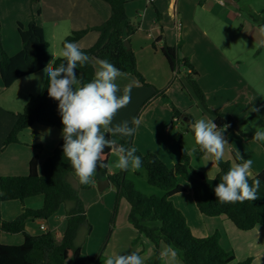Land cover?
<instances>
[{
  "label": "trees",
  "instance_id": "trees-1",
  "mask_svg": "<svg viewBox=\"0 0 264 264\" xmlns=\"http://www.w3.org/2000/svg\"><path fill=\"white\" fill-rule=\"evenodd\" d=\"M33 1L39 2L40 0ZM102 1L110 6V17L100 26L73 31L62 41V47L66 41L79 45L80 41L90 32L98 34L94 45L86 49L81 48L89 55L91 62L83 67L78 66L75 70L76 75L82 82H90L95 72L94 61L103 59L114 64L122 74H130L142 86H148L145 77L138 69L135 52L131 45L130 47L125 45V41L130 42V37L138 31L139 23L134 24L127 17L126 0ZM40 14L41 11L38 10V15ZM18 33L22 49L14 56L4 50L0 33V77L7 89L18 80L42 71L50 61L49 43L42 26L38 25L35 20H32L27 27L18 22ZM161 40H163L162 37L154 42V48H156V42ZM181 49V42L176 46L164 43L161 51L173 73H179L180 68L184 67L186 70L185 80L202 107L208 109L206 95L198 83L199 73L190 60L182 56ZM62 62V59H57L55 66ZM47 86L48 81L45 78L41 93L31 96L21 112L13 113L16 122L6 138L4 146L20 143L19 134L34 124L54 127L62 131L63 125L58 110L59 102L48 96ZM184 89H186L185 86ZM157 92L159 96L166 97L164 90ZM154 98L146 101L143 107L146 108ZM173 113L174 118L182 120L181 118L188 117V120L193 122V118L189 114H183L177 108L173 109ZM213 115V122L218 127L222 128L224 125H228L227 129H229L235 126L231 116L223 113H213ZM131 127L136 128V124H132ZM110 138L117 139L118 143H122L126 147L136 148L134 135L125 138ZM63 143L62 139L53 154L44 161L42 174L39 171L38 157H34L30 160L27 176L0 178V206L11 201L24 203L25 199L36 196L44 198L42 209H23L22 213L12 221H4L0 215V236L2 233H7L22 234L24 237V242L21 245H5L0 240V264H84L85 261L97 264V260L102 256L105 244L101 248L102 251L100 250L95 257H85L81 246L76 245L81 228L88 222L84 203L79 197V190H89L92 188V184H79V188H75L71 184L69 179L75 172L70 162L63 156ZM136 150V155L140 156L143 161L141 169L146 173L148 184L164 191V196H149L137 192L134 183L127 179L128 171L120 170L111 174L108 167H98L97 178L107 180L116 191L109 237L112 235L116 223L120 201L124 199L130 206L128 216L130 224L139 236L147 239L155 248L153 258L146 264H160V244L162 243L167 246L171 245L179 251L183 264H229L235 260L233 251H225L221 247L219 233L205 238H197L192 234L183 213L175 207L171 200L174 196L186 192L182 181L190 186L195 206L202 215L206 217L225 216L241 231H250L256 226L264 227V170L254 176L261 181L257 200L222 204L217 200L214 188L220 182V178L230 169V162L222 160L216 164L219 172L215 178H210L206 172L191 166L189 155L181 147L182 162L172 167L167 166L154 153L143 154L137 148ZM111 154L112 151L106 148L104 163L109 165ZM200 154L205 155L202 152ZM232 155L235 162L240 163L236 159L235 151L232 152ZM249 183H252V178H249ZM68 203H72V206L67 210V226L61 238H57L52 232L31 235L26 231L27 222L36 219L47 220L62 205ZM252 261L253 258H249L239 264H251Z\"/></svg>",
  "mask_w": 264,
  "mask_h": 264
},
{
  "label": "crops",
  "instance_id": "crops-1",
  "mask_svg": "<svg viewBox=\"0 0 264 264\" xmlns=\"http://www.w3.org/2000/svg\"><path fill=\"white\" fill-rule=\"evenodd\" d=\"M85 1L87 2L86 6L88 7V9L96 14L98 23L100 22L101 24H103L110 17L111 8L109 5L107 7L106 5H103V3H100L99 0H85ZM127 1L128 2L126 4V13L129 19L131 21L132 19L133 20L135 19V22L138 21L139 23L138 31L130 37V45L136 54L138 69L145 77L147 83L149 84L148 86H142L136 80V78L130 74H122L117 79L116 83L119 85L121 89L118 95L123 94L124 87L131 86V102L127 105V107L132 108L131 106H133L134 108H138L140 105H142L143 102H145V100L150 99L155 91L158 90L163 91L161 89L164 88L166 90L165 96L170 99L173 106L175 105L180 112L189 114L190 110H188V106H186L184 97L181 93L179 99L182 104H179L178 100H175L174 98H171L169 96L172 88L176 84L174 79L172 81L171 79L175 78L182 80L183 79L182 77L186 76V70L184 69V67H182L183 69L180 70L179 73H173L171 71L169 63L161 51V48L163 47L164 43H166L169 46H176L178 45V43L180 42L182 43V49H181L182 56L188 58L190 62L194 65L196 70L198 71L199 73L198 83L201 86L202 90L204 91L207 98V103L209 104L210 107L212 105L210 95H216L217 90L221 89L219 88V86H215L218 85L219 82V80H215V79L218 77H224V71L228 76L232 77L233 74L234 75L233 77H235L236 82H240V83L243 82L245 84L247 83L246 80L243 78V76L246 75L245 74L246 72L245 73L240 72L243 75L242 76L241 74L237 73L235 70L232 69L234 67L232 62L233 59L229 58V56L226 54V51L223 50L221 44L217 40L218 39L217 37H220V39L223 40V42L228 45L230 50L233 49V46L236 47L235 42H237L241 36H245V34L250 35L251 39L256 44V46L264 42L263 40L264 38H262V35L260 33L262 29H228V30L217 29L219 23H224L230 26L233 20L239 17V14L229 7L231 6L232 8L234 7L239 8L238 1L234 0L237 6H233L229 3H225V2L221 3V0H145L144 4L140 3V0H134L137 2L136 9L139 10L135 14L137 15V18L136 16L135 17L131 16L129 10L128 3L132 2L133 0H127ZM98 25L99 24H97L96 26ZM245 31L247 33H245ZM214 33L217 34V37L214 36ZM262 33L264 34V31H262ZM88 36L92 38L93 45L98 38V34L96 32L94 33L90 32L80 41L79 43L80 48L86 49V46H84L83 44L85 40L88 38ZM160 37H162L163 40H161L160 42H156V48H154L153 46L154 42ZM21 49H22V43L20 45L18 41V47L16 50L17 52L12 54L8 53V54L14 56L18 52H20ZM217 52H220L219 57L217 55ZM53 59L54 57L52 56V60ZM96 61H94V65ZM220 68L225 70L223 71ZM208 71L215 73L214 77L212 75L213 77L212 79H210L211 77L205 79L204 77L205 73L210 74ZM43 74L44 72L42 70L34 75L18 80L19 82L23 80L25 84L29 86L27 87L28 88L27 96L29 97V99L31 96H33L30 93H35V89H29V88L36 85V83H39V80L41 83V81H43L42 80ZM208 79H210L209 82L213 83L212 85H214L211 88H208L206 86L208 85ZM235 79L232 78L230 84L234 83ZM167 83L169 84L167 85ZM12 87H10L9 89L5 88L2 79L0 77V96L1 95L5 96ZM246 91L249 93V90L246 89ZM9 103L10 105H12V102ZM232 103H233L232 100L229 101L228 103L231 106L230 107L231 109L227 113L229 114L231 113L230 115L234 114V112H232L234 110L233 109L234 106L232 105ZM258 103L260 104L261 102ZM26 104L27 103L24 100L22 104L23 109ZM159 104L160 103H158V100H154L153 103H151L149 106L145 108L144 112L142 113L139 119L140 121L139 126L142 123L146 125L147 131L146 134L144 135V139L147 143H152L151 147L154 150V151L152 149L148 150L147 153L144 154L156 153V155L167 166L172 167L175 164L181 162L180 161L181 154L178 155L177 153L173 152L172 156L169 155L171 152L170 149H172L170 144L171 139L174 140L172 127L170 126L172 125V121H174L171 120L173 114L171 111L172 105L168 103L169 104L168 108H165L160 106ZM213 107L215 108L214 110L216 111L219 110L216 106ZM134 108H132V110ZM12 111L13 110L6 111L0 108V178L11 177V176H26L29 172L30 160L34 157H37V155L34 153L33 150L22 147L24 143L21 142L20 138H19L20 143L4 146L6 138L13 129L14 124L16 122L15 116L13 115V113L11 114ZM222 111L224 110L222 109L219 110V112ZM190 122L192 121L187 120L189 126H190ZM117 123L118 122H115L113 124H117ZM39 127L52 128L50 129L52 131L47 129L49 131H46L44 134V136H47L46 135L47 132H49V134H52V146L48 154H46V156H44L43 158L45 161L48 157H50L53 154L56 147L62 141L63 139L61 135L62 131L58 128L48 127L40 124H34L30 128L22 131L19 134V137L24 132L28 130L34 131L37 130ZM143 128L144 127H142V131ZM41 130L43 134L44 130L46 129H41ZM139 130L140 127L136 128V135L134 138L135 145H137L136 142H137ZM185 137L188 138L187 136ZM225 138L229 143L230 150L234 149L233 151H235L236 153L240 152L245 159L253 160V167L251 170L253 177L264 170V142H260V141L256 142L252 139L248 140L247 138L245 139L243 136L235 134L232 130L228 135L227 134L225 135ZM188 140L190 141L189 138ZM13 147L20 149H13ZM188 147H189L188 149L190 150L192 148V145L191 146L189 145ZM9 148L11 151L17 150V156L14 160L13 158L6 157L5 155V152L9 150ZM23 150H28V151H23ZM22 151H23V155L20 153ZM164 156L166 158H164ZM116 159H117L116 156L112 153L109 159V167H108L109 173L111 174H115L120 171V169L114 167L113 162ZM38 160H39V171L40 174H42L43 173L42 166L44 162L41 163L40 158H38ZM201 165L203 168L200 169V171L206 172V168L204 166V162L202 161V158H201ZM218 172H219V168L214 167L213 172H211V175L210 176L208 174L207 175L208 177L213 178L218 174ZM94 180L95 183L92 184L91 190H94L93 188H95V186H97V183L100 181V179L97 178V173L94 176ZM84 192L87 193L83 194L84 196L83 199H85V201L89 203V207L93 206V208H97L100 211L99 213L101 215L102 220L99 223L101 224V227L104 226L105 228L104 231L102 232V234H104L108 229H110V220L112 217L111 214L116 200V191L114 187L111 186L109 183V186L106 187L104 191H84ZM90 194L91 196H93V198L90 197ZM32 198L25 199L24 203H22L21 208L34 210L35 205L38 206L43 205L44 198L43 199L41 198L32 199ZM91 198L92 200L90 202L89 199ZM11 202H15V201H11ZM124 202L128 204V202L123 199L120 201L119 207H123ZM6 206H7L6 208H8L7 215L10 216H6V217L3 216V217L4 219L12 220L19 213L20 208L17 207V205L11 208L8 207L10 205H6ZM71 206L72 203H68L67 209H65V207L63 209V205H62L60 209L47 220L36 219L27 222L25 227L26 231L31 235H40L46 232H52L57 238H61L67 226V210ZM12 208H14V211H11ZM129 210L126 209L127 216L129 215ZM219 217H222L218 219L221 220V225L222 226L224 225L226 229L230 231V235L232 236V239H234L235 243H237L236 246V244L232 243L231 241L233 250L235 249L234 252H236L235 247H239L241 249L240 257L236 253L235 260L229 264H239L251 257L253 258L251 264H264V259L262 261H259L260 260L259 258H264V227L256 226L254 229L250 231H241L237 229L236 226L225 216H219ZM120 219H123V215L120 214V210H119L116 224L113 228V232L109 240V243L106 247L105 252H103L102 256L97 260V264H104V260L107 258V256L113 253L128 254L134 251L138 252L143 257L144 262L146 264L147 261L152 259L155 254L154 246L147 239H145L142 236H139L138 232L130 224L128 218L123 223L120 222L121 221ZM225 219L230 221L233 225L228 223V221H226ZM215 224L217 225V223ZM90 227L94 232H96L95 222H93V224L91 223ZM3 234H7V233H2L0 236L1 242L5 245H21L24 242V237L21 234H15L16 236L7 234L12 237H3L4 236ZM99 235H101V233ZM78 237L79 236H77V238ZM87 240H93V237L89 236L86 239V241L82 243L81 248L83 255L85 257L97 256L99 254L98 250L102 242H99L98 245L95 246L94 248H90L87 247L88 244ZM166 246L167 245L163 243L160 244V253L165 249ZM259 248H261L262 250L260 252H256ZM177 253L178 255L176 259L172 262V264H183L180 252L177 251ZM84 264H93V263L90 261H85ZM160 264H164V261H162L161 258H160Z\"/></svg>",
  "mask_w": 264,
  "mask_h": 264
},
{
  "label": "rangeland",
  "instance_id": "rangeland-1",
  "mask_svg": "<svg viewBox=\"0 0 264 264\" xmlns=\"http://www.w3.org/2000/svg\"><path fill=\"white\" fill-rule=\"evenodd\" d=\"M99 1L100 3H103V5H106L108 7V4L106 2H102V0ZM236 1H238L239 8H235V7L232 8L231 6L229 7L234 11H236L239 14V17L233 20L230 26L224 23H219L217 29H227V30L228 29H264V0H236ZM140 3L144 4L145 0H140ZM86 4L87 2L85 0H40L39 2L33 0H0V29H1L0 33L2 35V45L4 50L9 54L17 52L16 50L18 47V41L21 45V41L18 33V22H21L25 27H27V25L32 20H35L36 23L42 26L45 31L46 40L49 43L50 60H52V56H53L52 53L53 54L59 53V51L62 49L63 39L66 38L68 35H70L71 32L80 29L94 28L96 27L97 24H99L98 26H100L101 23L100 22L98 23L96 14L93 11H90L86 6ZM128 5L131 16L133 17L136 16L137 18V15H135L136 12L139 11L138 9H136L137 2L133 0L132 2H129ZM38 10L41 11L40 15H38ZM131 22L134 23L135 19L134 20L132 19ZM134 24H138V21H136ZM245 33L247 32L245 31ZM260 33L262 35V38H264L263 37L264 34L262 33V31H260ZM214 36L217 37V34L214 33ZM217 38H218L217 39L218 42L221 44L223 50L226 51V54L229 56V58L233 59L232 62L234 67L232 69L239 74L246 72L245 73L246 75L244 76L242 74L241 75L243 76V78L246 80L247 83L245 84L243 82L241 83L236 82V79L235 77H233L234 76L233 74L232 77L228 76L224 71L225 69L220 68L221 70L224 71V77H218L215 79V80H219L218 85L215 86H219V88L221 89L217 90L216 95H210L211 104H212L211 107L208 104V109L210 111L202 107L199 99L195 96L192 88L189 86L183 75H182L183 76L182 80L175 78L171 79V81L174 79L176 84L172 88L169 96L171 98H174L175 100H178L179 104H182L179 98L181 96L180 93L183 95L185 104L186 106H188V110H190L189 115L193 118V121L201 118L213 120L214 119L213 113H223L231 116L235 122V126L227 129L225 134H223L224 137L226 134L228 135L232 130L235 134L241 135L245 139L247 138L248 140H251L254 136L257 127L264 128V42L256 46V44L251 39L250 35L245 34V36H241L239 40L235 42L236 47L233 46V49L230 50L228 45L224 43L223 40L220 39V37ZM83 45L86 46V48L92 46L93 45L92 38L88 36V38L85 40ZM217 55L219 57L220 52H217ZM182 69L183 68L181 67L180 70ZM208 72L210 74L205 73L204 75L205 79L208 77H211L210 79H212L215 73H212L211 71ZM232 78L235 79V82L230 84ZM210 79H208V85H206L208 88L214 86L212 85L213 83L209 82ZM42 80L43 81H41V83L39 80V83H36V85L29 88V89H35V93H30L31 95L37 96L41 93L42 86L45 83L44 74ZM18 82L19 81H17L14 84V86L7 92L5 96L2 95L0 96V108L6 111L13 110L11 114L15 113V111L21 112L23 110L22 107L23 101L25 100L26 103H28L29 101V97L27 96L28 95L27 87L29 86L26 85L23 80L19 83ZM168 84L169 83H167V85ZM184 86L186 89H184ZM246 89L249 90V93L246 91ZM161 90H165V89L162 88ZM152 95L153 96L151 98L153 97L155 98L152 99L151 102H149L148 106L151 103H153L154 100H158V103H160L159 105L162 107L168 108L169 104L172 105V110H171L172 113H173V109L177 108L175 105L173 106L169 98L167 97L163 98L162 96H159L157 91H155ZM148 100L149 99L145 100V102ZM231 100L233 101L232 105L234 106L233 107L234 110L232 111L234 112V114L232 113L233 115H230L231 113L230 114L227 113L231 109L230 108L231 106L228 104L229 101ZM9 102H12V105H10ZM145 102H143L142 105L140 106L138 105L139 106L138 108H134L133 106H131L132 108H134L133 110L132 108H129L127 106L122 108L116 115L113 123L115 122L120 123L124 120H127L129 121V126L131 127V125L133 124L132 123L133 118H136L139 121L140 116L145 110V108L143 107ZM258 102L261 103L259 104ZM213 106H216L219 110L222 109L225 112L224 111L219 112V110L216 111L214 110L215 108ZM253 109H259V111H253ZM182 113L184 114V112ZM181 119L182 120L174 118V113L172 114L171 120L174 121H172V125L170 126L172 127L174 140L171 139L170 144L172 149H170L171 152L169 155L172 156L173 152L177 153L178 155L181 154V150H180L181 147L189 155L190 164L193 168L198 170L203 168L201 165V158H202V161L204 162V166L206 168V172H207L206 174L210 176L211 172H213V168L214 167L216 168L218 166L216 165V163L211 161L212 159L211 157L206 158L205 155H201L198 149L196 152L189 154L190 150L188 149L189 148L188 146L189 145L190 146L192 145V147L194 146L193 133L188 132V130H190V126L187 123L188 117H184ZM138 127H140V130L137 137V142H136L137 145H135V143L134 145L141 153L143 152L144 154L147 153L148 150L151 149L153 150V148L151 147L152 143H147L144 139V135L146 134L147 131L146 125H144L143 123L140 126L139 124L138 125L136 124V128ZM142 127H144L143 131H142ZM41 129H46L44 130L43 134ZM47 129L50 130L52 128L39 127L37 130L34 131L28 130L24 132L20 137H18L20 138L21 142L24 143L22 147L33 150L34 153L37 155V157L40 158L41 163L44 162L43 158L44 156H46V154H48L52 146V134H49V132H47L46 134L47 136H44L45 132L49 131ZM240 132L243 134H241ZM135 135H136V131L134 134V138ZM185 136H187L190 139L191 143L188 140V138H186ZM13 149H20V148L13 147ZM231 150L228 144L226 146L225 156L223 160L227 162H231V166H232L236 162L232 155L234 149L232 151ZM23 151H28V150H23ZM23 151L20 152L22 155H23ZM5 155L6 157L13 158L14 160L17 156V150L11 151L9 148V150L5 152ZM164 158L166 157L164 156ZM180 161L182 162V156H180ZM213 178H215V176ZM127 179L134 183L135 190L141 194L149 195V196L155 195L159 197L165 195V192L162 191L161 189L150 186L148 184L146 173L142 169L136 172L129 170L127 173ZM69 180L75 188H79L80 183L78 178L75 176V174L71 176ZM183 184L185 185L187 192L180 195H176L171 200L175 205V207L178 208L183 213L187 221V224L192 231V234L197 238H205L215 233H219L221 247L225 251L234 252L235 249L233 250L231 241L232 243H235V241L234 239H232V236L230 235V231H228L224 225L223 226L221 225V220H218L219 218L222 217H206L200 214L195 207L194 198L190 186L186 183ZM93 189L94 190L91 189L79 190L80 191L79 197L82 201L84 200L83 203L86 209L88 222L85 226L82 227L81 231L79 232L78 234L79 237L76 240V245L81 246L82 243L86 241V239L89 236H92L93 240H87L88 243L87 247L94 248L95 246L98 245L99 242H102L100 247L98 246L99 247L98 252H100L101 248L104 247V244L105 247L103 252H105L106 247L111 238V236L109 237V229L104 234H102L105 228L104 226L101 227V224L99 223L102 220L101 215L99 213L100 212L99 209L93 208V206L89 207V203H87V201L83 199L84 198L83 194L87 193L84 191H99L98 184ZM90 197L93 198L91 194ZM38 198L43 199V196H36L33 197L32 199H38ZM92 198L89 199L90 202ZM6 205H10L8 206L10 208L17 205V207L20 208L19 213L12 220L17 218L22 213L21 210H23V208H21L22 207L21 201L4 203L0 206V215L4 221H12V220L4 219V217L10 216L7 215L8 208H6L7 207ZM64 205H63V209L64 207L65 209H67L68 204H64ZM42 207L43 205L42 206L35 205L34 210H40L42 209ZM126 209L127 210L130 209L126 202H124L123 207H119L118 209V213L120 210V214L123 215V219H120L121 223L127 220L129 216L126 215ZM113 210H112V214H113ZM11 211H14V208H12ZM93 222L96 223V230H95L96 232H94L91 228L89 229L90 224L91 223L93 224ZM215 223H217V225ZM228 223L233 225L230 221H228ZM100 233L101 235H99ZM197 234L199 235V237ZM3 235H4L3 237H12L7 234H3ZM235 244L237 246V243ZM235 248H236V252H234L235 256L237 253L238 256L240 257L241 249L239 247H235ZM261 250L262 249L259 248L256 252H260ZM259 259H260L259 261H262L264 258H259Z\"/></svg>",
  "mask_w": 264,
  "mask_h": 264
},
{
  "label": "clouds",
  "instance_id": "clouds-1",
  "mask_svg": "<svg viewBox=\"0 0 264 264\" xmlns=\"http://www.w3.org/2000/svg\"><path fill=\"white\" fill-rule=\"evenodd\" d=\"M52 55L54 59L48 61L43 69L48 81L47 93L50 98L59 102L58 110L63 125V156L70 162L79 183H95L97 168L109 167L104 163L106 148L117 158L113 162L115 168L122 171H139L143 161L136 155V148L126 147L118 143L117 139L110 138L131 137L136 131L135 127L129 126L127 120L113 124L118 112L131 102V86L124 87L123 94L118 95L121 89L116 81L122 75L121 71L107 60H97L93 79L85 83L78 78L75 70L91 61L89 55L77 43L66 41L59 53ZM57 59H62L63 62L55 66ZM132 123L138 125L139 121L133 118ZM228 127H218L213 120L204 118L190 122L194 146L189 154L198 149L206 158L211 157L212 162L219 164L224 159L226 146L229 144L223 135ZM252 139L264 142V128L257 127ZM236 159L240 163L233 164L214 188L215 196L222 204L244 203L259 198L257 193L261 181L253 177V160L245 159L240 152H237ZM177 255V250L168 245L160 253V258L164 264H172ZM104 264L145 262L143 257L134 251L108 255Z\"/></svg>",
  "mask_w": 264,
  "mask_h": 264
},
{
  "label": "water",
  "instance_id": "water-1",
  "mask_svg": "<svg viewBox=\"0 0 264 264\" xmlns=\"http://www.w3.org/2000/svg\"><path fill=\"white\" fill-rule=\"evenodd\" d=\"M225 3H229L233 6H237L234 0H223ZM125 45L127 47H130V42L129 41H125ZM98 188L99 191H104L106 189V187L109 186V182L107 180H100L98 183Z\"/></svg>",
  "mask_w": 264,
  "mask_h": 264
},
{
  "label": "built area",
  "instance_id": "built-area-1",
  "mask_svg": "<svg viewBox=\"0 0 264 264\" xmlns=\"http://www.w3.org/2000/svg\"><path fill=\"white\" fill-rule=\"evenodd\" d=\"M221 3H224V1H223V0H221Z\"/></svg>",
  "mask_w": 264,
  "mask_h": 264
}]
</instances>
